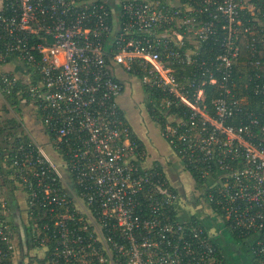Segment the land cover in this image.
Here are the masks:
<instances>
[{
    "label": "built area",
    "instance_id": "obj_1",
    "mask_svg": "<svg viewBox=\"0 0 264 264\" xmlns=\"http://www.w3.org/2000/svg\"><path fill=\"white\" fill-rule=\"evenodd\" d=\"M260 43L264 0H0V67L26 69L0 70V95L25 86L46 135L19 136L5 161L36 246L24 264H226L201 219L181 218L164 168L146 164L119 102L122 75L153 92L162 136L202 202L264 264ZM18 251L0 198V264Z\"/></svg>",
    "mask_w": 264,
    "mask_h": 264
},
{
    "label": "crops",
    "instance_id": "obj_2",
    "mask_svg": "<svg viewBox=\"0 0 264 264\" xmlns=\"http://www.w3.org/2000/svg\"><path fill=\"white\" fill-rule=\"evenodd\" d=\"M0 70L19 74V75L21 74L23 75L24 73H26L25 67L17 62H10L7 65L0 67ZM122 78H123L125 90L122 96L120 97L119 102L121 107L123 108V111L126 114V118L128 122L131 125L130 122L131 120L129 119V117L131 116H129L127 109L130 106V104L133 102L131 98V95L133 93L131 83L137 82V79L127 75H122ZM136 86H138V84H136ZM126 89H128L127 92ZM141 95L143 96L142 92ZM153 129L154 127L152 125V131H149L148 135H146L145 130H143L139 126H136L137 133L134 131L139 137L142 144L144 145V149L147 155L148 156L152 155V159L155 160V162H149V161L147 162V157H146V164L148 166H151L152 164H158L162 168H164L167 175H169L172 184L175 186L177 190L180 191V194L182 195L181 200L178 204V210L181 218L185 220L190 216H196L200 218L201 221L206 225V227L212 233L216 242L219 244L223 257L226 261V264H236L235 263L236 255L234 253L233 246L235 245L234 243L239 244L241 242L238 239H236V237L229 231V229L221 220L219 215L215 213L213 209L210 208L207 204L202 202L203 200H201L200 198L201 194H198L199 190L197 189L199 188V186L197 185L192 175L183 169L178 157L176 156L175 152L173 151L169 143L166 142L170 146V149L167 148V144L165 143L163 138L160 139L161 146H159L155 142L153 136L154 133ZM37 135L39 136L40 133H37ZM155 147L158 149V152L157 149H155ZM159 153L167 154L166 157H164L165 159L161 158ZM169 164L171 165L173 164L172 168L174 170H172V172L170 170ZM177 168L180 171L178 172L180 173V175L173 177V173L176 172ZM177 177L179 179H177ZM189 177L191 178V181L189 180ZM6 181H10V180H8L6 177ZM10 182L11 185L13 186L12 192L7 196L4 195L3 197L0 196V198H3L9 202V217L13 223L14 232H15V241L18 246V250H19L18 252L21 261V263L18 261L17 264H24L25 258L29 257L30 254H33L36 246H34V242L30 239L28 235L29 233L26 230V216L24 213L25 211H24V207H22L23 205L18 199L17 189L13 185V182L12 181ZM2 183L7 184L4 178L2 179ZM189 184L190 186H188ZM242 246L244 245L242 244ZM244 249H245L243 252L244 256H248L249 258L247 259L243 257L244 259L243 261L241 256H238V260L240 261L242 260V264H249L248 260L251 258V264H256L252 254H250L251 252L248 251L245 247ZM29 261L32 263V260Z\"/></svg>",
    "mask_w": 264,
    "mask_h": 264
},
{
    "label": "rangeland",
    "instance_id": "obj_3",
    "mask_svg": "<svg viewBox=\"0 0 264 264\" xmlns=\"http://www.w3.org/2000/svg\"><path fill=\"white\" fill-rule=\"evenodd\" d=\"M242 71V70H241ZM22 75V74H21ZM24 76L26 75V73L23 74ZM136 84H138V86H136ZM131 87H132V103L130 104V106L128 107L127 111L129 113V119L131 120V125L133 127V130L136 132V126L141 127L143 130H145L146 135L149 134V131H152V125L154 127L153 129V136H154V140L155 142L161 146V138H163V140L165 141V143L167 142L164 137L162 136V130L160 128V126L155 123L152 118L150 117L147 107H146V94L144 93V91L142 90V87L139 83V81L137 80V82H133L131 83ZM128 89H126L127 92ZM141 92L143 93V96L141 95ZM21 111L18 112L16 108H13L11 106H7L6 105V101H5V96H1L0 95V129H4L2 134L0 135V152H1V157L0 158V196L3 197L7 196L8 194H10L12 192V185L10 181H6V165H5V161L7 160L9 151L12 149V147L14 146V144L16 143V141L18 140L19 136H25L26 133L32 134L37 141L40 140H44L46 138V135H42L41 131H42V127H41V122H40V118H38V115L36 114V112L34 111V108L30 105V104H21L20 107ZM11 119H17L19 122L22 121L23 125L22 127L20 126H16L15 128L13 127L14 125L9 124V120ZM37 133H40V135L38 136ZM137 133V132H136ZM139 138V137H138ZM162 140V141H163ZM163 141V142H164ZM167 144V148L170 149V146ZM155 149H157L155 147ZM158 152V149H157ZM160 157L165 159L164 157H166L167 154L164 153H159ZM164 154V155H163ZM156 158V157H155ZM155 162L154 159H152V155H147V162ZM170 166V170L172 172V170H174L172 168L173 164H169ZM4 172H2V170ZM179 169L177 168L176 172L173 173V177L180 175ZM169 176V175H168ZM4 178L5 182H7V184H3L2 183V179ZM177 179H179L177 177ZM189 180L191 181V178L189 177ZM190 186V184L188 185ZM187 186V187H188ZM15 189V188H14ZM199 190V188H197ZM198 194H201V191L199 190ZM184 195V193H183ZM5 198V197H4ZM24 207V206H22ZM244 246H242L241 243L236 244L233 246V250L234 253L236 255V259H235V263L236 264H242V260H238V256H241V258H249L248 256H244L243 252H244V247L250 251L246 245L240 241ZM250 253V252H249ZM251 254V253H250ZM20 262V256L19 258H17V262ZM244 261V259H243ZM16 262V264H17ZM249 264H251V258L248 260Z\"/></svg>",
    "mask_w": 264,
    "mask_h": 264
},
{
    "label": "trees",
    "instance_id": "obj_4",
    "mask_svg": "<svg viewBox=\"0 0 264 264\" xmlns=\"http://www.w3.org/2000/svg\"><path fill=\"white\" fill-rule=\"evenodd\" d=\"M256 36H258L257 38H261V33H259L258 31L256 32ZM207 50L208 52H210V50L213 48V45L211 43H209L207 45ZM240 48H241V57H240V62L239 64L241 66H245V67H250V62L251 60L253 59L252 57V54H251V48H250V39H249V36H244L241 38L240 40ZM258 54H259V58L264 60V45L263 43H260L258 45ZM206 94H207V98H206V104L209 106V108H212V99L215 98V96H217V91H216V88H214V86H206ZM25 86H22L21 84L18 85V88L10 93V94H6L5 95V101H6V105L9 107H13V108H16L18 112L21 111L20 107H21V104H22V97H25ZM144 90V93L146 94V107H147V110H148V113L150 115V117L152 118V120L157 123L161 129H163V125L165 124V120L160 117V116H157L153 111V104L150 102V100L153 99V92L152 91H148V90ZM21 91V98H20V95H19V92ZM249 94V101H250V104H251V94L246 92V95ZM257 107L256 104H252V106H250V109L251 108H255ZM213 113V112H212ZM214 114V113H213ZM9 124L11 125H14L13 127L15 128L16 126H21L23 125L22 121L19 122L17 119H11L9 120ZM228 125H239V120H236V121H229L228 122ZM4 129H0V135L2 134ZM139 141V144H141L142 148L144 149V145L142 144V142L140 140ZM158 165V164H156ZM159 168L162 169V167L160 165H158ZM2 172L3 169H1ZM192 175L193 177L197 180V176L192 172Z\"/></svg>",
    "mask_w": 264,
    "mask_h": 264
},
{
    "label": "flooded vegetation",
    "instance_id": "obj_5",
    "mask_svg": "<svg viewBox=\"0 0 264 264\" xmlns=\"http://www.w3.org/2000/svg\"><path fill=\"white\" fill-rule=\"evenodd\" d=\"M0 158H2L1 156H0ZM23 250V249H22Z\"/></svg>",
    "mask_w": 264,
    "mask_h": 264
},
{
    "label": "water",
    "instance_id": "obj_6",
    "mask_svg": "<svg viewBox=\"0 0 264 264\" xmlns=\"http://www.w3.org/2000/svg\"><path fill=\"white\" fill-rule=\"evenodd\" d=\"M0 154H1V152H0ZM1 156V155H0Z\"/></svg>",
    "mask_w": 264,
    "mask_h": 264
}]
</instances>
